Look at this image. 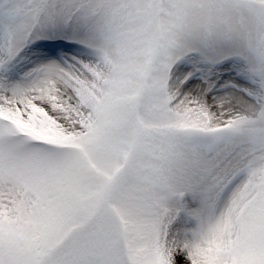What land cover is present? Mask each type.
<instances>
[{
    "label": "snow or ice",
    "instance_id": "6c2138e0",
    "mask_svg": "<svg viewBox=\"0 0 264 264\" xmlns=\"http://www.w3.org/2000/svg\"><path fill=\"white\" fill-rule=\"evenodd\" d=\"M0 264H264V0H0Z\"/></svg>",
    "mask_w": 264,
    "mask_h": 264
}]
</instances>
